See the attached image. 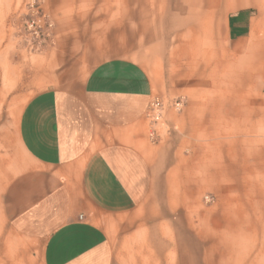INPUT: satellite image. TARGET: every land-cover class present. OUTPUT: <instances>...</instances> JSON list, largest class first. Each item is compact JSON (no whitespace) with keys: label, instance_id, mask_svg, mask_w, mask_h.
<instances>
[{"label":"crops","instance_id":"1","mask_svg":"<svg viewBox=\"0 0 264 264\" xmlns=\"http://www.w3.org/2000/svg\"><path fill=\"white\" fill-rule=\"evenodd\" d=\"M43 4L54 47L0 130V264H264V0Z\"/></svg>","mask_w":264,"mask_h":264},{"label":"rangeland","instance_id":"2","mask_svg":"<svg viewBox=\"0 0 264 264\" xmlns=\"http://www.w3.org/2000/svg\"><path fill=\"white\" fill-rule=\"evenodd\" d=\"M31 0H16L15 7L0 17V130L15 123L22 105L34 94L31 80L36 60L54 47L56 25L43 0H36L52 21L49 38L44 41L32 33ZM13 5V4H12Z\"/></svg>","mask_w":264,"mask_h":264},{"label":"built area","instance_id":"3","mask_svg":"<svg viewBox=\"0 0 264 264\" xmlns=\"http://www.w3.org/2000/svg\"><path fill=\"white\" fill-rule=\"evenodd\" d=\"M30 11L33 13V18L28 27L32 30V33L37 36L38 39L46 41L49 38V31L53 24L50 18H48L44 13H42V8L36 0L30 1ZM42 37V38H41ZM166 103L160 98H154L149 107L147 113V120L149 121L152 130L150 132V137L153 141L158 139V127L164 125V117L167 109ZM174 108H180V102L174 103L172 105ZM205 202L210 205L214 203V198L208 196L205 197Z\"/></svg>","mask_w":264,"mask_h":264}]
</instances>
